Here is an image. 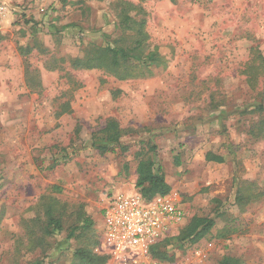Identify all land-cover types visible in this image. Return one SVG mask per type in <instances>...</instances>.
<instances>
[{
    "label": "rangeland",
    "instance_id": "rangeland-1",
    "mask_svg": "<svg viewBox=\"0 0 264 264\" xmlns=\"http://www.w3.org/2000/svg\"><path fill=\"white\" fill-rule=\"evenodd\" d=\"M114 1L0 0V264L41 259L42 247L44 264H69L66 228L40 248L26 230L40 234L55 207L65 227L82 214L101 239L104 202L129 193L145 158L185 214L159 241L173 259L161 264H264V137L251 134L264 122V69L254 89L241 74L264 60V0H124L144 12V52L157 47L165 65L123 81L71 66L131 46ZM110 121L121 138L102 153L92 144ZM247 188L261 196L240 207ZM193 217L215 226L188 246L178 235Z\"/></svg>",
    "mask_w": 264,
    "mask_h": 264
},
{
    "label": "trees",
    "instance_id": "trees-1",
    "mask_svg": "<svg viewBox=\"0 0 264 264\" xmlns=\"http://www.w3.org/2000/svg\"><path fill=\"white\" fill-rule=\"evenodd\" d=\"M174 2L175 0H169ZM192 2H201L204 0H191ZM210 1V0H208ZM113 10L118 19V25L125 32L129 33L131 39V46L112 48L107 46L105 49H97L93 53L84 56L81 59L71 60V66L81 69H100L105 71L109 76L115 77L118 80L129 79H143L150 76L153 68L163 67L165 61L158 52L157 47L152 50L144 51L149 47V36L146 32L147 22L144 17L143 10L131 2L124 0H115L113 3ZM133 13V15H132ZM28 54V53H26ZM24 54V55H26ZM135 61V63H134ZM264 60L261 56L255 54L253 62H247L241 74L245 77L247 85L254 89L258 84V78L261 71L263 72ZM264 75V72L261 73ZM213 99V98H212ZM211 99V101H212ZM263 111L261 106L256 110ZM258 125L257 132L251 130V134L255 138L264 137V122ZM103 136L98 138L97 142L92 144L102 153L111 151V147L118 144L121 138V130L118 125L110 121L108 125L101 131ZM217 162H222L220 158H214ZM248 185V184H247ZM56 192L59 188L54 186ZM136 191L146 200L157 195H166L171 191V187L165 181L163 173L160 169H155L154 162L149 159H141L138 161L136 167ZM248 190L238 191L236 201L238 205L245 206L255 201L261 194H254L251 188ZM45 209V208H44ZM55 209V210H54ZM57 212V213H56ZM46 221L44 226L39 227V233L35 234L32 228L26 230L28 232V239H34L38 236V247H42L43 241L46 237L56 235L55 233L66 232V241H73L77 246L70 248L72 252L71 262L69 264H105L106 256L98 255L94 250L99 246L100 236H98L92 229L93 222L91 219L77 214L74 221L65 227V216L57 211V208L47 207L44 210ZM102 214V212H101ZM38 223V222H37ZM35 225V224H34ZM215 226L213 218L209 217H193L189 220L187 225L179 232L178 240L181 243H186L188 246H193L210 234ZM26 232V233H27ZM157 243L150 248V257L155 261L169 262L173 259L168 257L163 243ZM31 249H36L34 244H31ZM48 247L41 248L39 251L41 259H35L28 264H44V259ZM219 264H239L236 259L226 257L221 260Z\"/></svg>",
    "mask_w": 264,
    "mask_h": 264
},
{
    "label": "built area",
    "instance_id": "built-area-1",
    "mask_svg": "<svg viewBox=\"0 0 264 264\" xmlns=\"http://www.w3.org/2000/svg\"><path fill=\"white\" fill-rule=\"evenodd\" d=\"M102 218L104 228L94 252L106 256L105 264H161L151 259L150 248L183 223L185 214L174 191L148 200L133 191L108 196Z\"/></svg>",
    "mask_w": 264,
    "mask_h": 264
},
{
    "label": "crops",
    "instance_id": "crops-1",
    "mask_svg": "<svg viewBox=\"0 0 264 264\" xmlns=\"http://www.w3.org/2000/svg\"><path fill=\"white\" fill-rule=\"evenodd\" d=\"M133 191H136L135 186H132V187H131V190L129 189V191H127V192L131 193V192H133ZM101 218H102V214H101ZM103 228H104V224H103V218H102V231H103ZM101 235H102V234H101Z\"/></svg>",
    "mask_w": 264,
    "mask_h": 264
}]
</instances>
